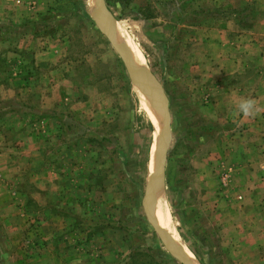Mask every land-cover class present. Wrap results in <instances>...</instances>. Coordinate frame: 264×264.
<instances>
[{"label": "rangeland", "instance_id": "374dc122", "mask_svg": "<svg viewBox=\"0 0 264 264\" xmlns=\"http://www.w3.org/2000/svg\"><path fill=\"white\" fill-rule=\"evenodd\" d=\"M104 3L166 99L162 194L177 240L199 264H264V154L252 152L258 134H238L237 106L222 103L241 97L244 73L231 79L230 58L217 56L239 34L246 49L258 37L264 101V0ZM134 83L93 0H0V264L45 241L52 219L85 249L102 251L111 236L122 261L183 264L147 216L160 119Z\"/></svg>", "mask_w": 264, "mask_h": 264}, {"label": "crops", "instance_id": "0c3cea01", "mask_svg": "<svg viewBox=\"0 0 264 264\" xmlns=\"http://www.w3.org/2000/svg\"><path fill=\"white\" fill-rule=\"evenodd\" d=\"M227 26L229 29H226ZM226 28L220 29L224 35L225 33L231 30V26L226 23ZM230 34H228L229 36ZM244 34H239L236 39L231 40V46L228 49H224V53L218 54V57L230 58L227 69L225 73L231 74L232 78L236 73H244V88L242 90L241 97L237 94L234 96L226 97L223 104H230V106H237L242 99H251L255 103L254 114L251 116H244L242 113L233 112L237 114L240 118H236L234 121L240 122L242 124L241 131L244 137L250 138L249 135L251 131L254 132V136L258 134V146H254L252 152L264 154V116H260L258 119V104H264V101L258 100V37L248 40V48H245L244 40L238 41V38ZM226 37V35H225ZM251 58L256 60L255 64H248L245 67L246 58ZM241 60L244 64L241 63ZM226 61V60H225ZM247 63V62H246ZM220 71V69H219ZM249 75V77H247ZM251 75V76H250ZM253 87L254 94L248 93V89ZM242 89V88H240ZM262 99L263 97H259ZM233 120L232 118H230ZM252 138V137H251ZM250 141V140H249ZM263 143V146L260 144ZM55 218V217H54ZM60 219H52L43 227L40 228L39 233L45 241L36 244L37 246L31 247V253H26V255L21 254V257H18L20 254L14 252L11 253L9 261L4 264H131L129 262V256L126 252L124 256L126 259L122 261L123 255H118L116 252L113 253V245L111 244L112 237L108 236L110 234L109 229H105L109 234L105 240V244L108 245L102 251L85 249L81 244V234L76 229L71 231L69 228H64L60 223ZM69 229V231H68ZM37 238V237H36ZM103 239V238H102ZM38 240H40L38 238ZM36 247L35 249H33ZM106 250L109 252L106 254ZM38 251V252H36ZM103 252V253H102ZM102 253L103 256H99ZM117 256L119 261H116Z\"/></svg>", "mask_w": 264, "mask_h": 264}, {"label": "water", "instance_id": "95a60500", "mask_svg": "<svg viewBox=\"0 0 264 264\" xmlns=\"http://www.w3.org/2000/svg\"><path fill=\"white\" fill-rule=\"evenodd\" d=\"M97 11V24L100 29L109 38L112 45L122 57L127 69L129 70L133 81H138L144 86L148 94L153 97L159 114H160V137L154 145V161L152 176L149 177L147 193H146V210L147 216L154 229L161 237L165 245L170 249L171 253L183 264H199L190 259L181 248L179 241L171 234L167 233L161 225L158 224L155 217V198L160 197L163 193V183L166 167V156L170 140V120L167 111V103L164 94L157 88L153 75L148 68L139 64L126 46L118 39L116 33L112 29V16L108 11L104 0H93ZM154 199V202H153Z\"/></svg>", "mask_w": 264, "mask_h": 264}, {"label": "bare ground", "instance_id": "6f19581e", "mask_svg": "<svg viewBox=\"0 0 264 264\" xmlns=\"http://www.w3.org/2000/svg\"><path fill=\"white\" fill-rule=\"evenodd\" d=\"M111 24H112V29L116 33L118 39L126 46V48L130 51V53L134 56V58L139 62V64L145 66L144 65V62L146 61L145 56H144L142 50L137 45L136 41L131 37V35L129 34L127 29L117 19H112ZM135 82L136 83H134V88L136 90H139L140 95L142 96L141 97L142 102L144 105L149 107V109L151 110L152 117H153L154 121H156L157 120L156 118H158V117L160 119V114H159L157 105H156L155 101L152 99L153 97H151L148 94L147 90L144 88V86L142 84H141L142 85L141 86V85H139L138 81H135ZM160 124H161V121H159V126L154 133V139L155 140L157 137H159V131H160V126H161ZM152 168H153V166H152ZM155 199H156L155 203H154V205H155L154 208H155V212H156L155 217H156L158 224L161 225L162 228L167 233L171 234L173 237L178 239L179 238L178 232L174 228L173 220L171 218L170 208H169V205H168L166 198L162 194L160 197L158 196ZM153 202H154V199H153ZM180 246L184 250V248L182 247L181 244H180ZM184 252L188 255V257L190 259H192L198 263V260L195 258V256L192 257L185 250H184Z\"/></svg>", "mask_w": 264, "mask_h": 264}, {"label": "clouds", "instance_id": "9594fccd", "mask_svg": "<svg viewBox=\"0 0 264 264\" xmlns=\"http://www.w3.org/2000/svg\"><path fill=\"white\" fill-rule=\"evenodd\" d=\"M237 108L244 116H251L254 114L255 103L251 99H242L237 105Z\"/></svg>", "mask_w": 264, "mask_h": 264}]
</instances>
